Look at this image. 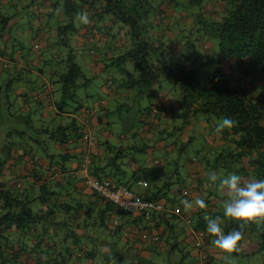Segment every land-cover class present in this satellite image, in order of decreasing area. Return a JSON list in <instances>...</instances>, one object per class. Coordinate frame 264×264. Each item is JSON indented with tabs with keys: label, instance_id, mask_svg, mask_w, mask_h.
<instances>
[{
	"label": "trees",
	"instance_id": "trees-1",
	"mask_svg": "<svg viewBox=\"0 0 264 264\" xmlns=\"http://www.w3.org/2000/svg\"><path fill=\"white\" fill-rule=\"evenodd\" d=\"M5 1L7 2L0 0V9L5 7L6 10L0 12V75L7 73L10 67L2 60V57L6 56L4 50L9 43L8 38L4 39V34L16 40L12 32L14 27H17L22 12L28 13V27L33 29L37 20H43L45 17H48L45 27L47 24L49 27L55 18L56 10L61 9L60 16L63 13L67 21L63 24H61L62 22L56 24L55 29H57L60 40L64 39L63 41H70L66 38L74 37L82 30L85 25L80 18L82 14L87 15L88 22L94 21L98 17L102 18V15L105 14L112 15L130 26L132 47L125 54L112 60L110 67L119 66L120 75L123 78L120 77V84L116 78L110 79L108 88L110 92L116 91V94L120 91L130 92L138 89L140 99L138 106H135L133 100L118 106L112 110V114L109 110L106 114L102 113L98 116V123L108 121L104 125L112 135H114L113 130L116 126L117 131L115 130V132H118L121 139L125 141L131 139L129 141L130 148L137 138L156 133L153 129L154 123L157 124L158 113L163 111L164 107L161 104H149L144 107L140 103L145 92L149 91L150 87L160 78H164L181 90L182 100L179 109L183 111L180 115L185 119L186 124L190 125L192 123L189 120L190 117L196 119L199 114L203 115L202 118L205 116L231 117L237 121L235 127L225 130L222 136L216 137L217 142L221 141L218 150L225 154L226 149L230 148L228 157L232 164L234 161H241V165L245 166L242 169L245 178L264 179V105L254 102L251 93V89L256 83H264V0H162L163 4H169L170 8L177 12L178 16H174L175 18L170 17V9L160 12L158 6L151 5V2H157V0L151 2L150 0ZM47 6L54 8V11L52 10L44 17L41 12ZM154 8L155 13L158 11L162 14L163 23L168 20L172 23L176 21L174 26L177 27L178 32L176 30L173 33L176 34V39L170 47L163 46L162 43L156 45L145 32L148 25L152 23L151 16ZM35 17L36 20H34ZM176 18L177 20H175ZM199 25L207 27L209 29L208 36L210 35L218 41L222 56L217 61L213 77L208 85L200 83L199 68L193 63L192 56H184L187 50L192 49L193 51L196 48V44L192 40L193 33L191 32L193 30L188 31L186 28ZM42 28L41 31L39 29L36 32L35 39H40ZM185 33L187 36H184ZM145 35L147 36L145 37ZM183 36L186 38L184 39ZM62 45H66V42ZM32 49L33 47H31ZM197 58L199 59V57ZM64 62L58 60L57 64ZM127 63L133 64L134 75L133 69L131 72H127L125 68ZM224 65H228L230 75L224 71ZM234 74L237 78L232 81L230 77H233ZM53 75L60 84V88L57 90L60 96L54 102L56 111L53 114V122L57 120L61 122L65 117H69L70 122L66 125L58 123L51 131L48 128H43L44 126H39V129L32 128L34 131L42 133L45 139L56 144L65 146L78 143L83 146L82 160L76 168L68 169L67 165L65 166L64 162L60 160L61 155L50 153L49 148L45 146L47 141L42 139H32L29 144H11L13 148L8 150L4 148L7 156H4L0 149V264H126L128 258L133 259V264H156L152 260H143L140 255H128V253H118L117 251L110 254L102 253L101 257L94 261L96 252L93 247H96L97 244L95 234L101 230L107 236L110 233L119 236L122 232L116 224H111L110 216L113 212L138 214L145 221L152 220L156 215H165L166 212L152 213L149 219L139 213L124 212L99 197L87 186V177L100 181L107 179L113 181L114 176H122L119 178L118 184H115L133 191L127 182V170L124 169L123 152L126 151V145L117 147L119 140L117 144L110 141L99 142L92 132L94 147H90L88 141L86 143L85 132L86 129H90L91 121L90 119L83 120V118L85 110L89 108H84L78 103L72 107L69 103L70 101L76 102L77 90L81 86H86L78 85V78L82 76V72L80 67L74 63L73 57L67 59V63L62 65V69H59L57 65ZM247 82L250 83L249 86L245 85ZM113 87L116 89L113 90ZM2 91L16 93V90L0 85V93ZM133 97L135 98V95ZM5 102L10 103V98L6 97ZM52 102L53 100L49 103ZM135 107L140 109L143 131L141 133L140 131L139 133L133 132L130 137H127L125 127L121 128L118 125L123 124L124 114L129 115L135 111ZM82 109L80 125V122L78 123L71 116L72 114L76 115ZM97 114L98 112L93 118L97 117ZM90 115H93V112H90ZM199 120L197 119V121ZM18 136L23 137V132L14 130L9 132L7 137L8 140H11ZM191 141L192 139L189 140V143ZM19 151L23 152V158H29L34 167L33 171L24 178L30 182L28 189L24 188V182H18L19 179L13 184L5 179L4 166L7 164V159L18 160L16 153ZM91 152L87 168L88 176L85 177L82 174L83 165ZM38 156L49 162L46 170H44L43 163H38L39 160L36 159ZM202 161L203 164L199 161L200 168L203 170V174H208L206 180H210L209 168L213 166L212 160L204 158ZM198 170L194 169L195 172ZM212 170L216 171L217 168L214 166ZM75 180H81L93 192L96 201L103 204L101 208H99L98 202L88 205L83 202L81 194L84 193L83 191L79 192ZM129 181L131 180L129 179ZM143 199L159 202L151 198ZM165 206L168 208V205ZM207 206L208 204H206ZM206 207L200 208L197 213L205 212ZM182 208L184 205L180 206V210ZM216 216L223 218V211L215 212L213 218ZM175 217L177 219L184 218L185 227L193 230L195 236L192 245L197 250V254L191 256L190 253H186L185 256H191L190 258L194 256L193 264H209L211 258L203 245L208 237L206 219L196 220L194 216L191 217L182 212ZM248 227L250 228H247V231L246 228L244 229L242 243L252 240L258 244L259 251H264V224H253ZM225 231L227 233L228 229ZM164 237H166L165 243L169 248L168 255L179 253L178 248H180L182 239L178 243V241L172 242L168 235ZM181 237H185V234L177 235V238ZM151 242L153 246H157L162 242V238L155 236ZM203 256H205L204 260H202Z\"/></svg>",
	"mask_w": 264,
	"mask_h": 264
},
{
	"label": "rangeland",
	"instance_id": "rangeland-1",
	"mask_svg": "<svg viewBox=\"0 0 264 264\" xmlns=\"http://www.w3.org/2000/svg\"><path fill=\"white\" fill-rule=\"evenodd\" d=\"M60 10L61 9L56 10V14L54 16L55 18L51 21L54 29L56 28V24H60V19H62L63 22L67 21L65 15L61 18ZM5 11V7H2V9H0V12ZM102 16L104 17H98L96 20H94V22L97 24V29L99 31H109V33L106 34L108 36H113L112 41H110L108 44L109 48H107L106 51L99 50V48L95 44L96 41L94 40L95 38H93V36H89L87 43L81 47L74 43L75 36L71 38L69 36L66 38L70 41H63L64 39L60 40L58 33L56 37H52V35L48 36L50 38L48 39V44L46 42L44 43V40L42 38L35 39L36 32L44 25L42 19L37 20L36 24L34 25L35 29L34 26L33 29H31L28 27V13L22 12V14H20L21 18L19 20V23L17 27H14L12 32L13 36L16 37V40L14 42L15 56L10 57L6 55L2 57V60L9 66L13 65V67H9L7 71L8 74H12V78L9 79L6 75H4L2 78L4 84L3 87H7L10 89L12 88L13 90L14 86L17 89L15 94L13 92L8 93L7 91H2L0 93V149L3 152L2 154L4 156H7V153H5V149L8 150L9 148H13L11 144H29L32 139H42L47 141V144L50 145L49 149L51 151L53 150L52 142L49 139H45L42 133H38L33 130L34 127L36 129H39L38 124H40V116L41 112H43V110H36V108L38 107L36 103L45 105L46 112H49L52 115L55 113L56 108L54 106V102L60 96V93L57 91L60 88V84L58 82V79L53 75V72L56 69L57 65L59 69H62V65H65L67 63V59L73 57L74 63L80 67L82 76L78 78V85H86L81 86L77 90V98L75 100L76 102L70 101V106L73 107L76 103H78L86 107L88 106V104L90 105L93 102L101 99L108 100V97H113L117 93L116 91H114V93L110 92L108 83L110 79L116 78L117 80H119L120 84L121 78H123V76L120 75L121 73L119 71V66L110 67L108 70H105L104 68L102 69V66H99L97 69V73V71L93 69L92 65L95 61L97 63L99 60H101L102 57H111L112 61L114 58L125 54V52L129 50L128 47H122L121 49H119L117 48V46L114 49V47H111V45L113 44L115 39H117V41L121 40L124 42H128V44L132 42L131 29L130 26H127L121 20H117L112 15L105 14ZM34 20H36V17L34 18ZM191 27L188 26L186 30H193L191 32L193 33L192 40L196 44V48L193 51L192 49L187 50L184 53V56H192L193 63H195L196 67L199 68L198 78L200 83L203 85H208L213 77V71L217 66V61L222 58L219 44L216 39L210 37V35L208 36L209 29L207 27H203L201 25H199L198 27ZM56 30L57 29H55V31ZM30 32H35V34L30 35ZM146 36L147 35H145V37ZM184 36H187V33H185ZM184 36L183 38L185 39L186 37ZM64 42H66V45H62ZM30 45H32L31 47H33L32 50ZM35 55L37 57H42L39 67H35ZM55 55H61V57L58 59L55 58ZM197 57H199V59ZM58 60L65 62L57 64ZM99 62L97 63V65L99 64ZM125 66L128 73L132 71V63H127ZM223 67L224 71H226L230 75L228 65H224ZM32 70L40 73L41 77L38 79L40 81L44 79V81L42 82V84H40L39 87H36L31 92V88L34 86V83H27V81L31 79L29 71ZM41 71H43V73H41ZM134 74L135 73L133 69V75ZM17 77L20 78V80L15 83ZM235 78H237L236 74H234L233 77H230L232 81H235ZM249 84L250 83L247 82L245 85L249 86ZM23 87L25 88V90H27L26 98L28 99V101L26 100V103L22 102L16 97L17 93L19 94V96H21V90L23 89ZM40 87L42 88L39 92H45V89L46 91H54L55 98L52 103H48V101L43 97L38 98L39 94L35 96V91ZM114 89H116V87H113V90ZM135 91H137L135 94L138 95L139 90L135 89ZM180 91L181 90L173 86L172 83L168 82L166 79L160 78L150 87L149 91L145 92V95L142 97L140 104L141 106L146 107L149 106L152 101L153 103H155L156 97L159 94L167 96L169 105L171 106L173 112L177 113V117L175 123L173 122L171 125L165 124L164 127H162L163 124L159 125L157 121V124L154 123L153 129L154 132H156L158 135H149L146 136L147 138L141 136L135 140L133 146H131L130 149H125L126 151L123 152V160L125 163L124 169L127 170L129 179L131 181H134L143 178L149 183H152L154 180L153 176L158 175L159 172H161L160 176L167 177L170 172H172V174H175L176 170H178V176L172 175L170 181L175 189H184L187 186H190L188 182L190 179L189 168L195 170L200 169V162H202L203 164L202 160L204 158L212 160L211 164L213 166L209 168V174L215 172L217 176H220L218 177V179L230 173H236L245 178L244 172L242 171L243 167L245 166L241 165V161H234L232 164V161L228 157L230 148L226 149L225 154H223V152H219L218 150V145L221 144V141L218 140L217 142L214 139L215 136L218 137L215 132V128L222 118H216L214 116H205V118H202L203 115L199 114L197 115L196 119L194 117H190L189 120L192 122L190 125L186 124L185 119L180 115L183 112L182 109H179L181 108L180 101L182 100ZM123 93L124 92L120 91L117 95H122ZM251 93L253 94L254 102L264 105V83H256L251 89ZM40 94L45 95L43 93ZM6 97L10 98V103L5 102ZM136 100L133 101V99H131L130 102L133 101L135 106H138L139 101ZM27 108L28 110H25ZM134 110L135 111L131 112L129 115L125 113L123 124L118 125V127L121 128L125 127L127 137H130L133 132L139 133L140 131L141 133L143 131V122H141L140 109L138 107H135ZM90 112H93V115H85L84 120L90 119V121H92L91 119L98 112V110H95V108H90ZM57 119L59 118L57 117ZM197 119L200 120L197 121ZM53 121V117H47L43 123L48 122V124L43 128H48L51 131L52 128L54 126H57L58 123H62L63 125L68 124L70 122V118L65 117L63 120H61V122L60 120H57L56 122ZM190 127L192 129L188 130V128ZM195 127L202 131V135L205 136L207 140L199 137L197 138V136L194 134L196 133L194 132ZM114 128L117 131V127L115 126ZM14 130L22 131L23 137L18 136V138H12L11 140H8L7 136L9 132ZM115 130H113L114 137H110V139L116 144L119 140L120 142L116 146L124 147L127 141L121 139L118 132H115ZM87 131L88 130L86 129V132ZM188 138L192 139L190 143V139L188 140ZM130 140L131 139H129L128 141ZM53 152L56 153L57 151L53 150ZM1 157L6 160L2 155ZM215 157L217 158L216 162ZM7 160L8 161L7 164H5L4 169L6 175H10L12 174V167L15 160ZM155 160H159L163 164L169 162V166H167V169L162 170L160 166H155L153 164ZM214 166L217 168L216 171L212 170ZM121 177L114 176L113 182L118 184L119 178ZM158 179V182L160 184L168 181L166 178L159 177ZM9 181L11 182V184L14 183V179H9ZM23 181H25L24 188L28 189L30 186V182L25 179H22V182ZM212 185L213 183L211 181L210 184H207V186H210L208 189V194L212 193L214 197H216L214 198L212 196L213 200L206 207V211L202 212V214L204 215L202 218H205L206 216H214L213 213L207 214V212L211 210V208H214V210L223 211V203L226 200V198H224V195L226 193L219 190L217 185L212 188ZM184 190H188V188ZM180 195V202H183L187 199L183 196V194ZM197 198L199 197H196L192 200L193 205H195V200ZM216 198H218L220 202H217ZM230 222L231 221H225L224 231L226 229H228V231H231L234 228L238 227L235 226V223L232 225ZM247 228L250 227L247 226L246 231ZM211 245H213L212 239ZM247 252L248 251L246 243L244 242V244L242 243L241 251L239 253H231L229 255H226V257L224 258L220 256V258L216 259V264H264V251L258 250L254 252L253 255ZM179 256L180 254L177 252L176 258H178ZM99 258L100 257H98V259ZM164 258L165 256L163 257V259ZM192 260L193 257L190 259V261Z\"/></svg>",
	"mask_w": 264,
	"mask_h": 264
},
{
	"label": "crops",
	"instance_id": "crops-1",
	"mask_svg": "<svg viewBox=\"0 0 264 264\" xmlns=\"http://www.w3.org/2000/svg\"><path fill=\"white\" fill-rule=\"evenodd\" d=\"M151 1L152 0H150V2ZM4 2L6 3L7 1L4 0ZM152 4L156 7L158 6L159 7L158 11L160 12L167 11L168 9H170L171 10L170 17L178 16L177 12L174 11L172 8H170L169 4L167 3L163 4L162 0H157V2H153V3L151 2V5ZM47 7L44 8L41 12L42 16L44 17L48 13L52 12V10L54 9V8L53 9L49 8V6ZM153 11L154 12L151 16L152 23L150 22L151 24L148 25V27L145 29V32H147V35L151 37L152 41H154L156 45L162 43L163 46H169V47L172 46L174 43V40L176 39V36H175L176 34L175 35L173 34L177 30L176 29L177 27L174 26L176 25L175 24L176 21H173L174 23H172V21L168 20L165 23H163L162 14H160V12L158 11L155 13L156 11L155 8L153 9ZM61 16H64V14L61 13ZM47 19L48 17H45V19L42 20L44 25L42 26L43 28H42L40 38L44 40V43L46 42L48 44V39H50L48 36L52 35V37H56L57 32L53 28L52 24H49V27L47 24L48 28L45 27V24L47 23L46 21ZM175 20H177V18ZM60 23L63 24L62 19H60ZM87 23L89 24L86 25L85 23L84 27H82V30L80 31V34L75 36L74 43H76L79 47H81L87 43L89 36H93V38H95L94 40L96 41L95 44L99 48V50L106 51L107 48H109L108 44L110 41H112L113 36H108L106 34V33H109V31H103V30L99 31L97 29V24L94 21L87 22ZM34 34L35 32H30V35H34ZM7 38L9 39V43L6 45V48L4 50L5 54L10 57L15 56L14 55L15 53L14 44H13L15 40L12 39V37H9L8 35L4 34V39L6 40ZM111 47H114V49L116 47L119 49H121L122 47L123 48L128 47L129 49L130 47H132V42L128 44V42H124L121 40L117 41V39H115ZM61 55H55V58H60ZM34 57L36 58L34 62L36 64L35 67L37 66L39 67L41 64L40 61L42 60V57L41 56L37 57L36 55ZM111 59H112L111 57L110 58L102 57V59L99 60L100 62L98 61L99 64L97 65L98 62L96 63L95 61L92 67L94 70L97 71V73H98L97 69L99 66H102V69L104 68L105 70H108L112 64ZM18 73H21V72H18ZM29 74L31 76V79L28 80L27 83H34V86L31 88V92H32L33 89H35L36 87H39L40 84H42L44 79L40 81L38 78H40L41 75L40 73H37L36 71H33V70L29 71ZM4 75H6L9 79L12 78V74H8V73L1 74L0 75V85L2 87L4 86L3 81H2V78ZM18 80H20V78L17 77L15 80V83ZM13 88H14L13 90L17 91V89L14 86ZM41 88L42 87H40L38 90L35 91V96H37L38 94L41 95L43 98H45L48 101V103L51 102V100L54 101V98H55L54 91L53 90L46 91V89L44 88L45 92H39L41 91ZM21 92H22L21 96H19V94L17 93L16 97L17 99H20L22 102L26 103V100L28 101V99L26 98L27 90H25V88L23 87ZM136 92L137 91L135 90H131L130 92H124L122 95L116 96L117 94H115L113 97H110V98L108 97V100L101 99V100L93 102L90 105L88 104V106H86L89 109L95 108V110H98L97 117H94L91 119L92 121L90 122V131L93 133L94 137L99 142L110 141L111 143L115 144L110 139V137L112 136L114 137V135L109 134L108 130H106L105 125H104L105 122L98 123V116H100L102 113L106 114L108 110L109 112L111 111L110 114H112L113 113L112 110L116 109L118 106L122 105L123 103L130 102L131 99L133 100L137 99L136 101H138L140 98L139 96L135 94ZM40 93H43L45 95H42ZM134 95H135V98L133 97ZM102 103L104 105H102ZM155 104H159V105L161 104V106L164 107L163 111L161 110V112L158 113V117H159L158 124L159 125L163 124L162 127H164L165 124L171 125L176 119L177 113L173 112L171 106L169 105V100L167 96L159 94L156 97V102L155 103H153V101L151 102V105H155ZM36 105L38 106L36 110L38 111L43 110V112H41L40 124H38V126L45 127L47 126L48 122L43 123L44 120L47 117H53V115L45 111V105H41L39 103H36ZM83 109L80 110V112H78L76 115L72 114L71 116L75 118L78 123L80 122V118L82 116L81 113ZM25 110H28V108ZM107 115L110 116L109 114ZM80 125H81V122H80ZM190 129L192 128L191 127L188 128V130ZM194 132H196L194 134L197 136V138L199 137V138H203L204 140H207L206 137L202 135V131L200 129H194ZM153 135H158V134L154 133ZM142 137L147 138L146 135H143ZM189 139L190 138H188V140ZM214 139H216V136L214 137ZM129 144H130L129 141H127V144L125 147L126 149H130ZM52 145H53L52 146L53 150H56L57 152L54 153L53 150L51 151L50 149H49V152L56 154V155H61L60 160L64 162L63 164L65 166L67 165L68 169H74L79 165L80 161L82 160L81 153L84 150L83 146L79 145L78 143L69 144V145L64 146V145L56 144L54 142H52ZM45 146L49 148L50 145L46 143ZM16 156L19 158L18 159L19 161L16 160L14 162L15 167H12V174L5 176V179L8 180V182H9V179H14V181H17L19 179L18 182L20 181L22 182V179L28 176L29 173L33 171L34 169L32 165L33 163L29 161V158L22 157L24 156L22 151L17 152ZM36 159L39 160L38 162L39 164H42V163L44 164V170H46L49 165V162L47 160H44L41 156H38ZM158 161L159 160H155L153 164L155 166H160L162 170L167 169V166H169V162L163 164L161 163V161L159 162ZM178 172H179L178 170H176L175 174H172V172H170L167 177L160 176L161 172H159L158 175L153 176L154 180L152 183H149L147 180L143 178L140 180L129 181L128 172H127V180H128L127 182L129 185H131L132 190L137 195L142 196L143 198H147V199L151 198V199H156L158 201H162L163 203L168 205V208L166 207V211H165L166 213L164 212L165 215H162V216L156 215L150 221H145L138 214H122V213H119L118 211L113 212L112 215L110 216L111 224L112 225L116 224L117 227H119L118 229H121L122 232L119 234V236L118 234H112V233L108 234L107 236L105 232L101 230L98 231L97 234H95L97 238V244H96V247H93L94 252H96L94 256V261L98 260V257H101L102 253L110 254V253L117 251L118 253L120 252L126 253V254L128 253V255H133V254L140 255V257L143 260L144 259L152 260L156 264H193L192 261H190L191 259L190 257L192 255L197 254L196 252L197 250H195L192 245L195 239L193 230L190 229L191 230L190 231L187 227H185V223L183 222L184 218L177 219L175 216H177L178 214H181L182 212L191 217L194 216L196 220H200L204 215L202 213H197L200 208L196 205H193V208L189 209L188 211H185L184 208L180 210V206L183 205V202H180V196H181L180 194L183 193L184 189L188 188V190L190 191V196L186 197L187 200L192 202L194 198L199 197V198H203L206 204L208 205L213 200L212 196L214 197V195L212 193L208 194L209 193L208 189L210 186H207V184L210 182V180H206L208 178L207 176L208 174L207 175L203 174V170H201V168L196 172L194 171V169L189 168L190 179L188 182L190 186H187L184 189H180V188L175 189L172 186L170 178L172 177V175L178 176ZM159 177L166 178L168 181L163 182V184H160L158 182ZM23 182L25 183V181ZM75 182L78 184L79 192L83 191L84 193V194H81L83 202L87 205L91 203L95 204V202H98L99 208H101L103 204L99 203V201H96L97 199L93 197V192L89 188H87L81 180H75ZM140 182H143L144 184L140 185L139 184ZM214 187L215 186H212V188ZM224 198L227 199L226 194L224 195ZM216 200L217 202H220L218 198H216ZM96 209L98 210V207H96ZM215 212H218V211L214 210V208H211V210H209L207 214H212V213L215 214ZM94 215L96 214L94 213ZM202 219H205V218H202ZM179 233L185 234V237H181L180 239L177 238V235ZM153 235L154 237L160 236L162 238V242L157 246L156 245L153 246L151 242L154 238ZM167 235L169 236L172 242L178 241L179 243V241H181L182 239L180 248H178L179 249L178 251L180 254L178 258H176V253L174 254L171 253L172 256L168 255L169 248H168V245H166L165 243L166 237H164ZM207 238L205 239V243L203 242V245H205L204 248L206 251H208L210 258H211L209 264H216L217 258H220V256L224 258L226 257V255L222 254L218 249H216V247L211 245V237L209 235ZM245 243H246V247L248 251L247 253H254L258 251L259 246L256 242L250 240V242H245ZM186 253H190L191 256L186 257L185 256ZM164 256L165 258L163 259ZM126 261H127L126 264H133V259L131 258H128V260Z\"/></svg>",
	"mask_w": 264,
	"mask_h": 264
},
{
	"label": "clouds",
	"instance_id": "clouds-1",
	"mask_svg": "<svg viewBox=\"0 0 264 264\" xmlns=\"http://www.w3.org/2000/svg\"><path fill=\"white\" fill-rule=\"evenodd\" d=\"M87 23V15L80 17ZM237 121L231 117H224L217 124L215 132L222 136L225 130L232 129ZM210 181L217 185L219 190L226 193L227 199L223 203V218L220 216H206V232L211 237L213 245L222 254L239 253L244 238V229L249 225L264 224V179L244 178L239 174L230 173L222 178L215 172L209 174ZM183 194V193H182ZM184 210L193 208V202L183 201ZM195 205L203 209L206 202L203 198H197ZM231 221L238 225L227 233L224 231L225 221Z\"/></svg>",
	"mask_w": 264,
	"mask_h": 264
},
{
	"label": "built area",
	"instance_id": "built-area-1",
	"mask_svg": "<svg viewBox=\"0 0 264 264\" xmlns=\"http://www.w3.org/2000/svg\"><path fill=\"white\" fill-rule=\"evenodd\" d=\"M10 67H13V65H10ZM42 96L39 95L38 98H41ZM85 115H90V111L87 110L84 112ZM87 123H89V120H87ZM85 139L86 143L88 141V144L90 147H94V139L91 136V131L88 129V131L85 133ZM92 154V152L89 154V156L85 159V163L83 165V172L82 174L85 175V177L88 176L87 174V168L89 163V157ZM140 185H143V182L139 183ZM87 186L94 191L99 197L102 199H105L107 202L113 204L117 208L123 210L124 212H130V213H139L144 215L146 219H149L152 213L160 212L164 213L166 211V204L162 201L155 202L150 200H145L141 196L137 195L133 191L123 187L116 185L112 180H97L94 178L87 177ZM20 188V185L18 186ZM190 193L188 190L183 191V196L189 197ZM205 259V256L202 257V260Z\"/></svg>",
	"mask_w": 264,
	"mask_h": 264
}]
</instances>
